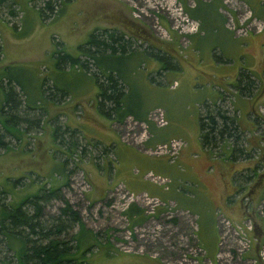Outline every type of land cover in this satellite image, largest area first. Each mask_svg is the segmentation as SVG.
<instances>
[{
	"label": "rangeland",
	"instance_id": "374dc122",
	"mask_svg": "<svg viewBox=\"0 0 264 264\" xmlns=\"http://www.w3.org/2000/svg\"><path fill=\"white\" fill-rule=\"evenodd\" d=\"M10 1L0 2V75L14 80L26 92L28 103H32L35 97H41L38 104H34L36 107L41 106L42 110H26L23 95L13 87L20 105L13 113L20 121L14 123L11 135L8 133L4 136L8 143L7 149L0 148V191H3L0 195V219L4 211L2 204L6 208L14 207L21 199L36 194L39 189L58 187L61 198L67 200L71 210L79 213L80 220L87 228L99 234L98 247L92 248L86 257L88 264H128L127 260L122 263L115 258L104 257L102 252L107 248H114V254L134 253L154 257L162 264H194V258L198 260L197 264H201L203 255L196 249L199 247L204 255L206 250L194 242V224L188 217L176 215L173 212L175 208L168 201L162 202L160 207H152L153 212L147 214L143 203L130 200L125 194V187L119 183L114 185L111 192H99L96 193L97 199L89 198L87 193L92 181L83 173L82 162L86 165V154L82 153L83 156L79 158V147L84 152L88 151V146L97 151L100 144L96 145L89 137L100 142L103 137L97 128L93 129L84 123L98 124L88 110L81 112L85 118L83 121L81 115L80 119L77 116L80 112L75 111V120L79 119L76 126L82 139L76 144L72 155H67L64 161V154L59 157V139H63L65 143L68 141L67 136L62 134L58 139L52 136L50 128L58 126L60 131L57 134H61L63 129L66 131V124L63 122L69 115L72 99L77 97L82 103L91 100L90 86L95 87V84L93 82L91 85L90 79L82 77L78 69L63 67L66 68L63 70L55 67L54 55L51 53L57 47L55 44L60 42L62 52L76 55L77 47L84 42L89 31L94 26H99L114 28L126 38L129 37L131 47L139 51L145 49L151 55L156 54L139 57L138 53L133 52L124 59L109 57L105 62L123 72L122 75L126 78L123 82L126 93L123 94L121 110L128 116L118 127V133L125 142L131 144L140 130L151 131L153 125L149 122L155 123L152 117L156 118L160 112L165 124L161 126L163 132L159 135L170 133L173 135L170 139L183 143L178 135L182 137L191 133L197 123L190 122L189 110L184 109L192 102L187 80L192 76L202 78L208 74L207 70L213 72L216 64L212 63L218 64L222 58L229 62V55L236 49L230 34L237 35L235 31L238 28H246L248 32H245L249 33L259 28V25L263 27V22L254 13L258 17L264 14V0H261L260 8L253 5L254 0H220V3L214 1L210 5H194L193 0H51L55 11L53 16L43 20L35 7L40 6L42 0H29L33 7L15 0L16 7L12 6L15 15L11 17L6 8ZM189 6L194 7L192 12L196 16L192 20L183 11ZM17 9L19 10L16 11ZM35 9L37 13L34 12ZM232 26L234 30H231ZM249 44L252 46L251 41ZM156 47L160 49L159 52ZM85 62L89 65L87 60ZM88 68L94 71L90 65ZM130 72L134 74V79L129 76ZM162 72L166 77L172 75L180 78L178 90L166 92L158 87L154 90L140 80L141 75L147 73H151L150 77L155 80V74ZM1 81L3 86L7 84L6 81ZM170 86L174 87L173 82ZM49 103L54 106L47 108ZM36 112H40L38 117ZM96 114L101 118L99 113ZM23 119H36L35 127L32 122H23ZM137 122L144 126L139 127ZM17 132H21V136ZM157 136L158 134L156 138ZM94 157L93 160L98 162ZM147 175L155 174L147 172ZM19 178L21 182L17 181ZM261 192L255 205H251L250 215L254 218H250L249 229L245 230L247 247L243 248L240 238H233L230 228L224 229L217 224L218 234L221 231V234L230 235L223 236L221 246L215 248V254L218 253L221 260L215 256L214 264H264V217L257 211L258 202L264 196V187ZM129 204L143 211L144 219L135 227L123 216ZM60 205L55 199L43 204L42 220L47 219L50 223L51 217L57 214L56 207ZM173 218L176 220L174 223L171 222ZM232 226L234 225L230 227ZM105 241L108 245H105ZM7 242V237L0 236V264H16L13 251L6 248ZM205 257L208 261L211 260L210 256Z\"/></svg>",
	"mask_w": 264,
	"mask_h": 264
},
{
	"label": "crops",
	"instance_id": "0c3cea01",
	"mask_svg": "<svg viewBox=\"0 0 264 264\" xmlns=\"http://www.w3.org/2000/svg\"><path fill=\"white\" fill-rule=\"evenodd\" d=\"M21 1L33 7L32 1L20 0L18 3ZM195 1L193 0V3ZM209 1L210 4L214 2ZM198 2L203 3L202 1ZM217 2L220 3L219 0ZM260 2L261 0H254L253 5L260 8ZM13 3V6L16 7L15 0ZM36 11L35 9L34 12ZM36 15L38 17V14ZM254 16L263 22L260 31L246 32L245 35L229 33L234 47H236L235 52L229 55V62L224 58L218 64L211 62L212 65L216 64L213 72L207 70L208 74L203 75L202 78L192 76L187 80L190 85L189 97L192 102L184 108L189 110L188 117L192 123L197 122L198 115L203 114L205 106L208 109L220 107L225 110L226 117L231 118L235 124L234 127L239 136L238 145L241 148V153L244 154L243 159H232L233 146L227 140H221L216 150H204L199 144L198 122L191 133L182 137L178 135L183 140L182 147L171 161L163 155L145 154L144 148L168 141L173 135L170 133L159 135L160 132H163L161 129L163 127L149 122L153 125L151 131L140 130L138 135L135 133L136 137L134 136L133 143L125 142L118 133V127L128 114L123 116L117 114V117L113 118L112 115L105 116L100 113L96 107L98 89L95 80L83 72L80 75L85 79L89 78L91 85L93 82L95 84V87L90 86L89 91L92 92L93 98L91 97V100L83 103L77 97L73 98L69 115L67 114V120H65L67 123L63 122L66 124L67 130H74V134L79 138L80 132H78L79 128L76 126V122H79L80 115L83 121L85 118H83L84 115L82 117L81 112L88 110L94 115L98 124L84 123L92 126L93 129L97 128L103 137L101 142L89 137L96 145L99 143L100 148L96 151L88 146V151L85 150L86 155L84 156L86 165L82 162L83 173L89 176L88 180L92 181L87 193L89 198L97 199L96 193L111 192L114 185L119 183L132 195L143 192L146 196L156 197L160 202L168 201L175 208L173 212L176 215L188 217L187 219L194 224L192 228L194 242L197 246L205 248V255L211 257V260L208 261L203 253L204 259L202 257L203 261L200 260L201 264H214L215 241L219 233L217 230L218 219L226 218L230 225H234V223H242L254 218L250 213L246 218L243 216L242 203L250 207L255 205L254 202L261 197L264 187V122L258 115L259 106L264 107V14L258 17V14L254 13ZM37 17L36 19H38ZM223 27H225L224 23ZM104 28L94 26L89 33L92 30ZM250 41L252 46L249 44ZM136 53L139 57L144 56L138 49H136ZM240 71L249 75L247 87L236 82ZM150 74L141 75L140 80L154 90L158 87L168 92L178 90L180 87V78L172 75L166 77V74L162 72L156 73L155 80H153ZM133 75L130 72L131 79H134ZM171 82H174V87L170 86ZM118 84L123 86V80L121 79ZM47 106L49 108L54 105L49 103ZM108 106L109 104L105 103L104 110L108 109ZM40 109L42 110V108ZM76 110L80 112L79 115L75 112ZM96 112L101 115V118ZM75 115L79 116V119L75 120ZM136 124H139V127L144 126L141 122ZM155 134H158L157 138ZM57 151L59 157L65 153L60 148H57ZM96 153L98 155L94 157L93 155ZM93 157L97 158L98 162H95ZM147 172L155 174V177L162 176L161 178L165 181L155 184L148 178H144ZM239 175L246 176V179H240ZM106 188L108 191H105ZM105 252L106 250L102 252L104 257L115 258L122 263L127 260L128 264H162L157 258L146 257L143 254L106 255Z\"/></svg>",
	"mask_w": 264,
	"mask_h": 264
},
{
	"label": "trees",
	"instance_id": "16d2710c",
	"mask_svg": "<svg viewBox=\"0 0 264 264\" xmlns=\"http://www.w3.org/2000/svg\"><path fill=\"white\" fill-rule=\"evenodd\" d=\"M2 1L6 0H0V2ZM196 3L198 5L201 4L198 0L194 2V5ZM13 4V0H11L6 6L7 14L10 17L15 15L14 8H12ZM202 4L210 5V1L208 3L203 2ZM35 7L38 10L37 12L41 20L51 15L53 16L55 11V6L51 0H42L41 5ZM193 8L191 6L183 10L191 20L196 18L192 12ZM116 31L114 28L92 30L91 33L87 34L85 42L77 47L76 55H68L62 52L60 50L62 46L60 42L55 44L57 47L51 53L54 55L55 67L60 69H63V67H67V69H78L81 73H86L95 80L96 88L98 89V93L96 94V107L100 113L105 114V116L112 115L113 118L117 117V114H120V116L126 114L121 110L123 94L126 92L123 86L118 84L121 79L124 82L126 78L124 77L123 79V72L117 71L115 66H109L105 62L109 57L118 60L129 57L133 52L136 53V48L129 45L132 43L129 37L126 38L122 32ZM155 49L158 50L157 52L160 51L158 47ZM140 53L147 55L150 52L142 49ZM85 60H87V63H89L94 71L89 70V65H86ZM248 77L249 75L240 71L236 82L243 87H247ZM1 80L6 81L7 84L3 86L4 83ZM13 87H16V91L23 95L22 100L26 104V110L34 112L35 109L41 108V106L36 107L34 104L36 102L38 104L41 97H35L36 99L32 103H28L26 92H23L18 87V84L10 78L7 79L6 75H0V95L2 96L0 97V148L4 150L8 146V143L4 140V136L8 133L11 135L15 127L14 123L17 120L20 121L13 113L20 106L19 100L16 99L17 93L13 90ZM105 103L109 104L106 110H104ZM203 108L205 111L203 114L198 115L197 118L200 146L206 151H212L217 149L218 143L221 140H227L233 146L231 150L232 159H243L244 154L241 153V148L238 145L239 136L234 127L235 124L231 118L226 117L225 110L220 107H211L208 109L205 106ZM38 115H40V112H36L37 117ZM36 119L34 121L23 119V122H28V124L32 122L35 127ZM53 127L52 136H56L58 139L62 134L67 136L66 139L68 141L64 143V140L60 138V142H58L61 143V147L58 145L60 149L65 151L63 156L64 161L68 157L67 155H72L76 144L80 141V137L77 139L78 136L74 134V130L64 131L63 129L61 130L63 131L61 134H57L56 132L60 131V128L58 126ZM17 133L21 136V132ZM82 153L84 155L85 152L80 146L79 158L83 156ZM252 173L254 174V171ZM239 177L240 179H246V176L243 177V175H239ZM21 178L23 179L25 177ZM21 178L17 181L21 182ZM45 189H39L36 194L27 195L19 203L14 205V207L8 206L6 208V205L2 204L4 211H2V217L0 219V236L7 237L8 242L5 243L7 250L13 251L16 264H88L86 257L92 251V248L98 247L99 234L96 231H92L89 227L87 228L80 220L79 213L71 210L67 200L61 198L58 187ZM2 193L3 191H0V195ZM51 199L58 200L61 205L56 207L57 214L51 217L49 220L50 223H48L47 219L42 220V205L46 202L48 203ZM241 210L243 216L246 218L251 213L252 208L242 203ZM123 216H125L126 220L133 227L140 224L144 219L142 209L134 207L132 204H129L125 208ZM171 222L174 223L176 220L173 218ZM105 243V245H108L106 241ZM104 250H106V255H112L115 252L114 248Z\"/></svg>",
	"mask_w": 264,
	"mask_h": 264
},
{
	"label": "built area",
	"instance_id": "2783aa9c",
	"mask_svg": "<svg viewBox=\"0 0 264 264\" xmlns=\"http://www.w3.org/2000/svg\"><path fill=\"white\" fill-rule=\"evenodd\" d=\"M196 25V24H195ZM261 28V26L259 25V28H257L255 31H258L259 29ZM235 28L232 26L231 27V30H234ZM245 31L248 32V30L246 28H238L236 32L237 35H245ZM174 84V82H173ZM258 115L260 116V118L263 120L264 122V107L262 106H259L258 108ZM162 114L160 112L157 113V117L154 118L152 117V119L154 120V124L157 126H162L164 125L165 123L163 122L162 120ZM182 147V143L179 142L178 140H175V139H170V141H165V142H161V143H158L157 145L155 146H152L150 148H146L145 149V153L146 154H149V155H154V156H158V155H163V156H166L167 159H169L170 161L172 160V158L175 156L176 152ZM147 178L151 181V182H154L155 184H159V183H163L165 180L163 178H158V177H155L154 175H147ZM146 178V179H147ZM125 191V190H124ZM126 192V191H125ZM126 196L130 199V200H138V201H141L143 203V206L144 208L147 210L146 213L150 214L152 213L153 211V208L154 206H162V202H160L159 200L156 199V197H152V196H146L143 192L141 193H137L135 195H132L131 193H128L126 192L125 193ZM259 204V207H257V211L258 213L260 214V216L264 217V196L263 198L260 199V201L258 202ZM259 208V210H258ZM229 223V224H228ZM218 224L221 225L224 229L226 228H230V230H232L233 232V238L235 239V237H238L240 238L242 241H243V248L246 246L247 247V244L246 242H248L247 240H245L244 238V235H245V230L246 229H249V220H246L245 222L243 223H239V224H234V226L230 227V222L226 219V218H219L218 219ZM226 235H230V233L228 234H224L222 233L221 234V231H220V234H218L217 236V243H216V247L219 248L222 244L221 242V239L223 236H226ZM245 240V241H244ZM216 248V249H217ZM242 248V249H243ZM245 250V249H243ZM196 251L198 253H202L203 255V252L202 250L199 249H196ZM216 256V258L218 260H221V256L216 253L214 254ZM194 261H192L194 264H197L196 261H198L197 259H193Z\"/></svg>",
	"mask_w": 264,
	"mask_h": 264
}]
</instances>
